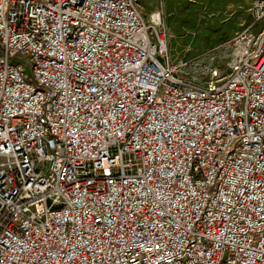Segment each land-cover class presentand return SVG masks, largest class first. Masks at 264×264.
<instances>
[{
    "label": "built area",
    "instance_id": "2783aa9c",
    "mask_svg": "<svg viewBox=\"0 0 264 264\" xmlns=\"http://www.w3.org/2000/svg\"><path fill=\"white\" fill-rule=\"evenodd\" d=\"M253 10L198 83L162 10L0 0V264H264Z\"/></svg>",
    "mask_w": 264,
    "mask_h": 264
},
{
    "label": "rangeland",
    "instance_id": "374dc122",
    "mask_svg": "<svg viewBox=\"0 0 264 264\" xmlns=\"http://www.w3.org/2000/svg\"><path fill=\"white\" fill-rule=\"evenodd\" d=\"M256 0H138L145 17L162 11V24L173 61L183 59L186 82H204L210 68L227 74L228 48L223 45L252 20ZM162 7V8H161ZM221 46V47H220Z\"/></svg>",
    "mask_w": 264,
    "mask_h": 264
},
{
    "label": "crops",
    "instance_id": "0c3cea01",
    "mask_svg": "<svg viewBox=\"0 0 264 264\" xmlns=\"http://www.w3.org/2000/svg\"><path fill=\"white\" fill-rule=\"evenodd\" d=\"M152 10H159V8L157 7V5H155ZM161 10L163 11V8Z\"/></svg>",
    "mask_w": 264,
    "mask_h": 264
}]
</instances>
